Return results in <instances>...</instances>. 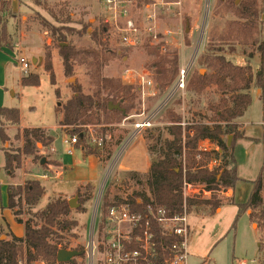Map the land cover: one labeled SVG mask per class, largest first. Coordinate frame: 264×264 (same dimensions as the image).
<instances>
[{
	"label": "rangeland",
	"instance_id": "1",
	"mask_svg": "<svg viewBox=\"0 0 264 264\" xmlns=\"http://www.w3.org/2000/svg\"><path fill=\"white\" fill-rule=\"evenodd\" d=\"M239 1L237 0L238 3ZM17 2L16 10L14 8L16 20L12 18L10 21L11 32L14 34L15 44H21L22 54L30 63L29 74H39L41 83L22 85L20 69L16 62L18 51L15 48L14 73L12 84L9 85L8 99L21 111L19 125L42 127L54 140L47 146L38 142L37 154H24V141L20 136L22 128L5 122V127L7 125L10 127L9 133L5 132L7 141L4 142L0 137V204L6 201L8 204L9 193L5 184L10 181H14L12 185L16 187H24L28 181L38 179L46 189L38 208L45 207L51 200L63 199V196H68L65 198L69 202L79 195L78 208L70 207L71 212L67 216V219L77 221V225L71 230L59 231L54 241L60 248L82 251L80 256L73 258L77 264H92L93 255L90 254L92 243L98 246L102 240L98 223L100 224L104 195L108 194L107 197L111 201L118 202L120 199L126 201L138 193L150 194L147 185L150 167L153 161L159 158L160 148L167 140L173 139L169 131V127L175 123L172 120L173 115L180 117L176 124L182 128L184 148L181 159L185 171L189 151L186 146L187 136L194 135L190 127L197 123H204L210 127L216 124L225 126V122H221L217 114L223 110L224 99H229L230 93H224L215 83L200 92L190 90L188 86L184 92L172 93L176 80L166 93H160L159 84L155 79L156 70L150 67L152 62L158 61L160 56L172 59L173 55L178 54L179 70L183 64L192 62L189 76L191 81L198 72L202 75L213 72L200 63L202 55L210 45H213L224 49L227 59L242 65L247 61V56H244L243 52L249 54L255 51L256 56L252 59L253 70L256 72L263 66L264 77V57H261L258 51V44L264 39V16L262 15L263 32L257 34L256 44L245 45L236 41H221V35L227 32L229 21L236 16L228 11L220 0H136L138 7L139 3L146 5L157 3L155 26L158 38L152 40L145 34L139 46L126 47L121 43L116 26L104 21V11L99 0H17ZM177 2L180 4H176ZM138 7L134 8V13L144 21L148 9L140 10L141 6L140 9ZM68 17L72 21L70 26L75 28L76 32L82 31L84 27L88 28L87 34L79 35L75 32L69 37L77 48L94 49L101 54H104L106 47L111 51H117L103 66L102 76L131 86L135 95L129 101L119 98L113 102L110 97L109 102L120 103L124 111V105L133 107L123 116L116 114L110 116L108 122L87 126L85 142L79 141L72 154L68 152L70 145L64 141L74 134L70 132V128L59 124L63 105L72 94L68 86L71 82L70 78L64 75L58 46L42 25L44 20L60 25L57 21H66ZM102 24L109 25L107 33L103 35L105 45L93 41L90 37V34L100 29ZM230 44L232 45L229 46ZM164 45L168 50H163ZM156 46L160 47L158 55L150 53ZM33 59H37V62L34 63ZM48 60L52 64L58 86L62 91L60 98L56 93L57 86L51 83L49 71L45 70ZM75 70L76 75L73 77L83 85L84 91L93 92L95 83L86 66L77 63ZM143 74L153 81V86L144 88L140 85L138 77ZM12 90L17 92L14 97ZM250 93L252 102L244 115L236 121L241 124L243 136L235 140L233 134L223 137L228 146L233 145L238 175L241 178L237 188L223 193V205L213 212L211 206L199 203L211 197L210 191L205 192L204 185L195 182L188 191L187 196L197 202L187 205L190 233L186 264H239L241 261L245 264H261L262 251L259 250V245L264 243V230L257 223H252L249 215L251 209L238 217L236 205L237 202L247 200L252 182L259 176L264 165V97L263 93L259 94L256 87H253ZM169 95L171 96L168 97ZM156 110L158 111L152 126L141 131L137 137L131 138L133 122ZM196 149L209 153L221 151L217 143L208 139L199 140ZM6 150L20 155V162H15L9 169L5 167ZM36 157H46L47 162L42 165L43 158L40 160ZM60 163L67 166L68 170ZM221 164V158L214 157L207 165L209 169H219ZM89 197L91 199L87 202L83 201ZM232 198H235V203H228ZM29 209L24 201L21 206L16 207L17 211H21L20 217L24 220L31 217ZM41 210L34 207L31 212ZM2 215L3 210L0 209V221ZM15 221L19 223L16 219ZM0 226L3 227L1 222ZM5 230H7L5 227L0 228L1 239L6 238ZM103 258V253L96 251L94 263L101 264ZM19 264H27L24 250L20 252ZM35 264L46 263L37 261Z\"/></svg>",
	"mask_w": 264,
	"mask_h": 264
},
{
	"label": "trees",
	"instance_id": "2",
	"mask_svg": "<svg viewBox=\"0 0 264 264\" xmlns=\"http://www.w3.org/2000/svg\"><path fill=\"white\" fill-rule=\"evenodd\" d=\"M220 2L236 16L235 19L229 21L227 32L221 35V41H236L245 45H255L257 34L263 32L264 0H240L239 3L237 0H220ZM0 4V48L8 47L14 49V34L11 32L10 27L11 19L16 17L13 3L12 0H0ZM139 4L141 9L139 8L140 6L137 7L140 10L146 9L145 3ZM57 22L60 25L44 20L42 25L60 50L59 54L63 64L64 75L67 78L75 76V66L78 63L86 66L88 74L95 83V89L91 93H86L83 85L78 80L75 83L68 84L72 94L63 105L62 118L59 122L60 125L70 128V132L78 135L79 141L83 142L86 140L87 126L108 122L109 117L116 114L123 116L133 107L132 105H124L125 111L124 109L110 110V97H112L113 102H116L119 98L129 101L135 95L131 86L102 76L103 66L110 56L117 51H111L106 47L104 54H101L94 49H79L69 40V37L76 32L75 28L70 26L72 23L70 17L66 21L58 20ZM108 28V24H102L100 29L90 34V37L93 41L105 45L103 35L107 33ZM87 29V27H84L82 31L76 33L79 35L87 34ZM159 49L160 47L156 46L150 50V53L158 55ZM258 51L260 56L264 57V39L258 44ZM243 55L247 56V61L244 65L227 59L225 50L213 45H210L204 55H202L200 58L201 65L212 69L213 72L204 75L198 72L192 77L191 81H188L187 88L189 86L190 90L200 92L208 85L215 83L224 93H230L229 99H224L223 110H220L221 113L217 114L218 119L221 122H225V126L216 124L210 127L204 123H197L190 127L193 129L194 135L187 136L186 146L189 151L187 152V169L185 171L181 159L184 148L182 128L176 124L180 117L173 115L172 120L175 123L169 127L173 139L167 140L164 146L160 148L159 158L153 161L150 167L147 179L150 194L142 192L127 199L134 210L145 211L148 204L156 203L168 208L173 214L183 213L185 205L183 183L185 180L189 183H200L204 185L206 191H210L211 197L199 203L211 206L212 212L223 205V193L237 188L241 178L238 175L237 162L232 150L233 145L231 147L228 146L223 137L233 134L235 140V138L243 136L236 122L237 118L244 115L252 102L250 90L256 87L263 91L264 86L263 66L260 67L259 72H254L253 70L252 59L256 56L255 51L249 54L243 52ZM172 57V59H167L165 56H160V59L152 62L150 66L156 70L155 79L159 84L160 93L163 94L173 85L179 73L178 54ZM45 70L49 71L51 83L57 86L56 93L60 98L62 91L60 86H58L55 72L49 60L46 61ZM21 83L23 86L40 85L41 77L39 74H28L22 77ZM5 122L19 125L21 123L20 109L18 107H0V137L4 142L7 141V135L3 129ZM20 136L24 141L23 153L27 155L39 152L37 148L38 142L47 146L54 140L42 127H25ZM206 139L217 143L221 151L213 153L198 151L196 143L199 140ZM5 152V167L7 169L13 167L15 162H20V155L15 154L11 150H6ZM214 157L222 160L219 169L208 168V161ZM36 158L41 160L43 157ZM45 192L44 185L38 179L28 181L24 187H16L12 184L8 186L9 199L7 208L13 212L18 222L24 224L25 235L18 237L13 234L9 229L5 216L2 215L0 222L3 227L0 226V228L3 229L5 227L7 230L4 231L5 239H1L0 235V264H19L20 252L23 250L26 253L27 264H35L37 261H42L46 264L58 263L57 255L61 248L54 239L58 237L59 231L73 229L77 225V221L67 219L71 212L67 198L51 200L41 211L32 213V208L38 205ZM263 193L264 165L259 176L252 182L247 200L236 203L238 217L251 209L252 212L249 215L252 223H257L264 230ZM107 196L108 194L104 195L101 204V216L103 219H105L109 208L117 202L111 201ZM16 197L18 198L16 199ZM188 198L186 200L187 205L197 202L194 198ZM89 199L91 197L85 198L83 201L87 202ZM23 201L30 208L29 214H31V217L26 220L20 217L21 211L16 210V207L21 206ZM123 201L125 199L118 200V202ZM228 203H235V200L233 198L229 199ZM3 208L0 206L1 210ZM102 227L103 223L100 224V228ZM155 230L158 242V256L155 258L154 263L166 264L165 260L173 253L172 244L178 240V237L165 232L160 226H156ZM259 250L262 251L261 264H264V243L261 246L259 245ZM83 254H85L84 251ZM69 263L77 264V261L72 260Z\"/></svg>",
	"mask_w": 264,
	"mask_h": 264
},
{
	"label": "built area",
	"instance_id": "3",
	"mask_svg": "<svg viewBox=\"0 0 264 264\" xmlns=\"http://www.w3.org/2000/svg\"><path fill=\"white\" fill-rule=\"evenodd\" d=\"M99 2L104 11V21L116 26L123 45L137 47L143 42L145 34L151 37L152 40H157L158 32L155 26L157 18L155 7H157V3L146 5L148 14L143 21L134 13V8L137 9L136 0H99ZM176 4L180 3L177 2ZM15 47L18 51L17 65L22 75H28L30 63L22 54L21 44L17 43ZM163 50H168V47L164 45ZM191 69V61L180 67L172 93L185 91ZM138 78L142 87L153 86V81L147 75H139ZM157 111H153L139 121L133 122V132L130 137H137L141 131L151 127ZM143 115L144 113L141 114V116ZM64 142L70 145L68 152L72 154L79 142V136L75 134ZM193 184L186 180L183 183L185 205L181 214H173L168 208L156 203L148 204L145 211L134 210L128 200L114 203L109 208L105 219L100 216V224L103 223V227L100 228L98 223V229L101 231L102 240L98 246L94 242L92 243L90 249V254L93 255L92 264L98 250L99 253L102 252L104 255L103 262L100 261L101 264H155L154 260L158 256L156 226H160L165 232L178 237V240L172 244L173 253L165 260V263L186 264L189 255L188 238L190 233L186 200L188 191L194 186ZM239 264H245V262L241 261Z\"/></svg>",
	"mask_w": 264,
	"mask_h": 264
},
{
	"label": "crops",
	"instance_id": "4",
	"mask_svg": "<svg viewBox=\"0 0 264 264\" xmlns=\"http://www.w3.org/2000/svg\"><path fill=\"white\" fill-rule=\"evenodd\" d=\"M12 3H13V7L16 10V6H17V3H18L17 0H12ZM14 19L16 20V17ZM15 48L14 49H11V48H8V47L0 48V107H2V106L15 107V106H13V104H11V102L8 99V94H9V90H10V86L9 85L12 84V74L14 73L13 65L15 64V59H14L15 58ZM258 71H256V72H258ZM19 74H20V82H21V79H22L23 75H22L20 70H19ZM258 91H259V94L263 93V97H264V86H263V91L261 89H258ZM16 93L17 92L15 90H12V96L13 97L16 95ZM263 123H264V121H263ZM238 125H239V130L243 133V131L240 129V125L241 124L239 123ZM0 127H1V124H0ZM9 127H10V125H7L6 127L4 125L3 126V128H5L4 131L9 133L8 132V128ZM18 127L20 129L22 128V130H23V128H25L26 126L21 124ZM18 131H19V129H18ZM21 133H22V131H21ZM62 166L65 168V170H68V167L65 166L64 164ZM13 182L14 181H10V183H7L5 185H7V187H8L9 185L13 184ZM249 193H250V191H249ZM235 196H236V191H235ZM63 197L65 198V197H68V196H63ZM8 199H9V195H8ZM6 202L5 203L1 202L0 206L5 205ZM7 205L8 204L3 206L4 207L3 208V215H5L7 223L9 225V229L16 236L23 237L25 235V226H24L23 223H21V222L17 223L15 221V217L13 215V212L10 209L7 208ZM35 207L37 208V210L45 208V207L38 208V205L35 206Z\"/></svg>",
	"mask_w": 264,
	"mask_h": 264
},
{
	"label": "water",
	"instance_id": "5",
	"mask_svg": "<svg viewBox=\"0 0 264 264\" xmlns=\"http://www.w3.org/2000/svg\"><path fill=\"white\" fill-rule=\"evenodd\" d=\"M264 16V15H263ZM200 44L198 46V50H199ZM197 50V52H198ZM33 62L36 63L37 59H33ZM69 81L71 83H75L76 82V78L72 77L69 79ZM109 109H119V110H123V108L121 107L120 103L114 104L112 101L109 102ZM47 162V158L44 157L41 161V164H45ZM79 198V195H76L74 198L69 200V205L71 208H78L79 204L77 203V200ZM100 200V198H99ZM82 254V251H79L77 249H67V248H61L58 251V255H57V262L58 263H69L73 260V258L80 256Z\"/></svg>",
	"mask_w": 264,
	"mask_h": 264
}]
</instances>
